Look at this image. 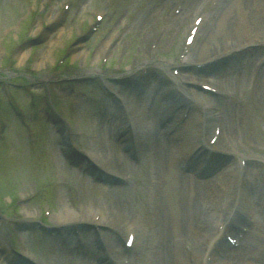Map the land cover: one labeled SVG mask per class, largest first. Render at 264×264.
I'll return each mask as SVG.
<instances>
[{"label": "rangeland", "instance_id": "1", "mask_svg": "<svg viewBox=\"0 0 264 264\" xmlns=\"http://www.w3.org/2000/svg\"><path fill=\"white\" fill-rule=\"evenodd\" d=\"M189 1L0 0V72L2 73L0 75L10 78L19 85L14 88V95L5 89L3 90V86H1L0 95L2 94V98H9L11 102L18 104L23 112H26L27 119L33 124L32 130H28L27 127L24 128L19 121V117L12 112L11 107L4 105L2 109V112L5 113L4 119L0 122V209L2 212L7 216L20 217V215L26 213V210H31L32 213L40 217L43 209L41 204L44 202L54 205V208L46 205L51 213L60 212V210H65L64 208L78 211L77 207H79L81 212L82 208L84 210L90 208L94 212L101 210L104 217H107L104 206L112 204L115 218H107L112 219L113 222L117 223L116 227H121L124 231L127 228L126 223L134 224L138 236L135 244L136 249L130 254L132 263L129 264L161 263V256H159L161 245L154 248L156 237L151 232L160 226V222L165 216L176 220L182 217L186 218V222H183L188 223L186 229H184L186 234H181V237L177 238L176 255L171 257L170 264H188L183 243L185 239H189L188 234L193 239L191 253L196 256L195 264H264V230L254 231V234L250 235L249 243L245 244L241 250L234 252L231 257L228 258L227 253L226 255L221 254V256H209V263L205 260L204 246L211 235L213 237L216 235V233L211 232V229L212 231L216 230L226 218L229 207L233 203L231 199L235 195L237 178L240 177L239 180L243 181L244 176L247 175L244 170H242L243 172L240 170L235 171L237 165H233L232 168L229 167L232 171L227 173L233 176H229V183L224 187V189H227L217 190L216 187L214 188L215 191L206 189L203 194L194 199L195 209L193 214L189 209L192 206L191 204L176 205L182 195H179V197H177V194L172 195L177 198L172 201L174 205L171 204V199L165 194L166 185L162 188L161 185H158L159 183L154 185L150 183L151 176L147 165L149 155L143 154L140 163L135 164L133 159L122 152L121 147L114 144L111 146L109 142H106V139H110L111 143L117 141L115 131L106 126L104 118L106 113L98 112L99 108L104 110L101 106L106 99L104 93H102L103 91L98 88V83L90 78L82 79L80 77V80L76 79L92 66L96 68L97 74L101 75L103 72L122 69L127 72L126 69H133L136 67L134 65L139 64L143 58V60L154 58L155 61H172L180 58L183 51V42L193 20L200 11L207 14L211 6L217 8L220 0H203L198 6H192ZM185 2L187 3L184 4ZM66 4L69 5L67 9ZM53 6L57 8L61 15L53 25H49L46 16ZM190 9L193 10L190 12V18L182 23L177 36L174 19L184 12L187 13ZM100 10L103 12V19H101L97 31L93 32L88 40L77 44V39L80 40L81 37L87 36L90 32V26L97 20L96 15ZM146 10L149 17L145 20V25L141 26L139 24L140 15H143ZM214 15V19L219 17L217 13H214ZM222 18L223 16L220 14L219 20ZM40 20L44 24L42 25L43 30L35 32V25L38 22L41 24ZM60 21L61 25H59ZM227 22L229 23V20ZM239 22L241 25L243 24L241 21ZM247 23L249 21H246ZM143 27H146V30L142 29ZM202 27L198 30L192 50L195 47L198 48L203 40L198 44L203 34ZM237 27L238 22L236 21L233 28L235 30H228L231 35L233 31L239 35V38H236L234 42L238 39L244 40V38H247L244 36L245 34L252 41H254V38L264 41V27L260 26L258 30L251 31L248 26L244 29L242 27L238 29ZM11 30L12 33H10ZM58 32L61 33V36L59 41H55ZM214 32L211 33L214 34ZM7 34L9 36L2 43L3 35ZM145 35H151V37ZM33 40L40 43L34 45ZM27 41L32 42V47H23ZM54 41L57 43H54ZM219 42H212L213 44L210 45L211 51L221 48V46H217ZM52 43L54 46L51 57L46 59V56L42 54L47 46ZM156 47L157 49L154 50ZM16 48L22 49L23 52H29L22 62L19 61L17 54L14 55ZM78 48L81 49L82 53L75 54ZM32 50H35V54ZM255 51L256 54L251 57H246L247 55L240 57L238 51L232 52L230 57H225L229 65L232 64V61L234 63L229 70L222 73L221 77H213L212 79L218 86L222 80H226L219 86L221 91L226 92V94L221 97L210 96L207 100H210L211 103L215 101L221 103V111L219 112L222 118L227 115L225 112L227 105H229L232 112L234 111L229 120H226L227 125L224 134L221 136V132L219 135V145L223 143L222 145L225 148L228 147L233 153H240L245 156L256 155L259 159H262L264 155V63L260 64L257 60L264 54H262L260 46H256ZM63 54V57L71 55L73 62L71 66L67 65L69 61L63 63V65L58 64V58L62 57ZM203 56H206V54L195 56L194 59L201 60ZM39 63L42 65H39ZM189 65H195V63ZM137 68L139 66L135 69L137 70ZM27 69L35 78L28 77L30 75ZM204 72L209 73L211 71L206 68ZM204 72L200 74H206ZM45 75H49V78L43 81ZM107 76L111 77L110 75ZM69 77H72L73 81L69 80ZM53 81L57 82L58 95L52 94V91H50V88L54 87V84H51ZM24 86H26V90L23 89ZM121 88L124 89L125 87ZM44 96L49 97L52 103L55 100L65 101L72 128L81 130L80 142L88 147L91 152L95 154L102 147L106 153L110 154L109 157L113 153L115 155L122 154L124 163L133 167V169L127 168L126 170L119 167L118 164L116 166L123 174L130 176L127 184L114 187L101 186L95 183L91 185L86 182L82 175H76L75 172L72 175L66 174L67 177L57 173L56 166L58 163L62 164V162L56 160L54 155L57 150L54 130L52 129L53 125L44 120L43 111L45 112L47 109V103L43 100ZM123 96L127 98L129 110H132V97L134 96L128 95L127 91ZM73 102L74 108H72ZM147 103V100L144 101L145 109L148 107ZM119 126L120 123H117L115 129H119ZM2 130L5 133L3 137ZM191 132H193V129H191ZM33 136L34 141L30 142L28 139H32ZM141 138L143 140V137ZM101 140L103 144H106L105 146L100 144ZM169 150L176 171L181 172L174 159L175 147ZM105 152L101 153L100 150L99 154H105ZM227 173L217 177L214 182L218 184V181H222ZM191 179L194 178L191 176ZM250 181L253 183L254 178ZM202 187H204L203 184ZM12 191H18L19 195H15V193L11 195ZM89 192L90 194L87 196ZM242 193L246 198L243 189ZM193 195L197 194L193 193ZM20 197L26 202L20 204L18 202L17 204L16 198L20 199ZM87 198H90L89 202H87ZM259 200L264 203L262 199ZM189 201L191 202V197ZM201 201L205 205L208 204L209 208L207 210L211 209L209 212L214 213L215 216L210 220H203L207 227L204 232L205 224L202 223L201 231L203 234L199 238V230H195L198 226L195 225L198 217L195 216L197 214L196 210L200 208ZM42 217L46 216L43 215ZM31 223L27 226L31 224L33 229L28 232L29 234L27 233L24 241L27 246L33 248L39 254L38 257H41L46 264H77L78 255L73 252V249L68 251L64 247L66 249L65 254L64 252L60 253V251L57 253L55 243L58 240L56 237H51L48 233L40 230L33 222ZM44 224L51 227L53 221ZM210 224H212L211 229ZM149 234H152L153 237H150ZM69 235H73V233L70 232ZM143 237H145L144 242ZM14 238V242L18 244L16 237ZM150 240L153 241V246L149 245ZM85 251L88 250L85 249ZM92 251L93 248L89 249L90 253ZM146 252L149 254L145 255ZM137 255L140 261L132 259ZM79 256H82V251ZM0 264L6 263L0 260Z\"/></svg>", "mask_w": 264, "mask_h": 264}, {"label": "bare ground", "instance_id": "2", "mask_svg": "<svg viewBox=\"0 0 264 264\" xmlns=\"http://www.w3.org/2000/svg\"><path fill=\"white\" fill-rule=\"evenodd\" d=\"M202 1L203 0H190L189 3L192 6H198L199 4L202 3ZM187 2H185L184 4H186ZM149 5H150V3H149ZM192 11L193 10L190 9L189 11H187V13L184 12V13L180 14L179 17H176L174 19V23H175L174 28H175V32H176L177 36L179 35L178 33L180 32L182 23L190 18V15H191L190 12H192ZM214 13L215 14L217 13V15L219 17L221 14L223 16V18L221 20H219V17L214 19L213 17L215 15L208 14L207 21H209V22H208V24H206L202 28L203 34L200 37L198 44H200L202 39L203 40H202V42L198 48L195 47L194 50H192L194 52H191L192 56L190 55V57H188L186 62H189V59H191L192 57L194 58L195 56H201L203 54H206V56H203L201 58V61H199V63H202L204 61L210 60L213 57H221V55H223L224 53H228V52H231L233 50L245 49V46H247L246 50L250 51L248 53V56H246V57L254 56L256 54V51L252 50L253 44L250 42L252 40L248 38V35L247 34L244 35L245 37H247V38H244V40L238 39L236 42H234V40L236 38H239V35L237 33L235 34L234 31L231 35L228 32V30H235L233 28H234V24L236 21L238 22V27H237L238 29H240L241 27L244 29V27L248 26L251 28L250 29V31H251L254 29L258 30L260 28V26L264 27V0H220L218 7L215 9ZM148 14H147V10H146V12L143 15H140L139 24H141V26L145 25L144 24V23H146L145 20L149 17ZM230 14H232V15H230ZM59 17H60L59 11H57V8L53 6L52 9L50 10V12L48 13V15L46 16V19H47V21H49L50 25H53L56 22L55 20L59 19ZM228 17H229V19H228ZM228 20H229V23L227 22ZM239 21H241L243 23L242 24L243 26L240 24ZM246 21H249V23L246 24ZM41 28H42V25H40V23H36L34 31L35 32L40 31ZM142 29L146 30V27H143ZM148 29H150L149 26H148ZM62 31H61V33H62ZM213 31H215L214 34L211 33ZM61 33L58 32V36L56 37V39H54L55 41H59ZM225 34H227V35H225ZM256 34H258V33H256ZM151 35H145V36L151 37ZM172 35H173V32H172ZM229 40H231V41H229ZM55 41H54V43H57ZM216 41H220L219 42L221 44L220 52H217L216 50L211 51V49H210V45L213 44L212 42L215 43ZM26 46H28V45H26ZM53 46L54 45L52 43L49 46H47V48L44 50L45 52L42 55L46 56L45 57L46 59L51 57ZM245 52H243V53H245ZM243 53H241V54H243ZM28 54H29L28 51H25V52L21 51V53H19L17 57H18L19 61L22 62L28 56ZM217 61L220 62L219 59ZM176 62H177V60H176ZM184 62H185V60L182 61V63H184ZM219 62H217V64ZM39 65H42V64L39 63ZM135 65L138 66V64H135ZM153 66H155L157 68H162L163 64H161V62H155V63H153ZM155 67H154V69L157 71V69ZM216 67L217 66L213 67L212 71L214 73H216L217 71H220L219 69H221V68H216ZM263 69H264V66H263ZM97 73L98 72H97L96 68H94L92 66V67H89V70L85 74H86V76H93V75H96ZM157 73H158V71H157ZM48 78H49V75H45L42 80L46 81V79H48ZM156 79H158V78H156ZM156 79L155 78L148 79V77H146V78H143V80H141L140 82H138L139 84L135 85L136 91L133 95L134 97H132L133 104L131 105L132 106L131 112H132L133 116H131L129 118L126 116L127 117V124H128L127 127H129L132 130L131 133L135 136L139 135V134L144 135L150 129V131L148 132V135L150 137L147 139L148 141L145 144L146 145V151L145 152L147 153L149 151L148 155H150V157H151V161L153 164V174L152 175H155L154 176L155 177L154 183L155 182L159 183L158 185H161L162 188H163V186L165 187V185H166L165 194H167L168 197L171 199V204H173V205H174V203L172 201L175 198L179 197V195H182V197L179 199L177 204H176V202H175V204L177 206L191 204L192 206L189 209L191 210V213L193 214V211L195 209L194 199L196 197H198V195L203 194V192L206 189H209L211 191H215V189H214L215 187L217 188V190H220V189L226 190L227 188L224 189V187H226V184L229 183L228 182L229 176H233V175H231L230 173H227V175H225L223 177L222 181H218V184H217L216 182H214L212 180H208V181L207 180H198L197 181L196 179H191V177L188 174L186 175L182 172L176 171L175 166L173 164V158L170 154L169 149H171L172 147H175V145H173L171 143H176V142L179 143V141H176V139L173 137H170L168 140L167 139L165 140L162 134L166 135L167 133L165 134V132L162 131L163 129L160 128V126L157 123V119H156V118L160 117V115H163V119L165 120V116H168L165 113V111H167V110H165V111L162 110L160 115L157 116V115H154V113H150V111L146 113L144 110V107L140 103V99H142V97H144V96L146 98H153V99L156 95H157V97H159L158 92H157L158 85H157ZM183 79H186V78L183 77ZM183 79L180 80L181 83L183 82ZM187 79H189V78H187ZM223 81H226V80H222L220 82V85H222L224 83ZM181 83H179V84L183 85ZM179 88L183 90V88H185V86L183 85ZM156 92H157V94H156ZM196 96L197 97H194L193 99H190V98L187 99L186 97H179L178 99H179V101L184 102L185 105H189V103L194 105V102H195L196 104L205 107L206 102H205L204 95H201V93L197 92ZM187 102H189V103H187ZM220 105L221 104H218V106H220ZM225 112L227 115H224V118L222 120L223 126H222V130H221V132H222L221 136L224 134L225 126L227 125L226 120H229V118L233 115L234 111L232 112L229 105H227V110ZM204 113H205V120L203 122L206 124V126H208V129L212 125L215 126L216 117H212L214 114L213 110L208 111L207 109H204ZM163 119H162V121H164ZM139 120L143 125L139 124ZM153 120H155V121H153ZM112 122H115L114 118H112ZM165 129L167 130V128H165ZM106 142H109V144L111 146H112V144H114L116 146V143H111L110 139L109 140L106 139ZM198 143H199V141H198ZM100 144H102V146L106 145V144H103L102 140L100 141ZM184 146L181 145V148H183ZM202 147H203V144H200L199 147L196 149L195 154L206 151V148L202 151L201 150ZM219 148L221 150H222V148H224L225 150L228 149V147L225 148V146H223V145H222V148L220 146H219ZM62 149L68 153H74V151H72L73 149H71V148H68V147L64 148L63 147ZM100 150H101V153L105 152V150L102 147ZM100 150H97V152L95 154L88 150L90 157L92 156L91 158H93L97 164L102 165V166H106L107 162L110 160L111 164H114V165L118 164V166L122 167V169H126V170H127V168L133 169V167L130 166L129 164H125L124 161H121L119 157H116V156H115V158H113L112 156L109 157L110 154L108 152L107 153L105 152V154L100 155L99 154ZM137 151L141 152L140 148H137ZM183 155L188 160L192 159V154L189 152H187L186 154H183ZM75 156L77 157L79 155H75ZM57 157H58V154L56 155V158ZM174 159H175V155H174ZM57 160L59 162H62L61 166L57 169L58 170L57 173L59 175H64L67 177L66 174L74 173V170L70 166H67L65 164V162H63L62 159L59 158ZM201 160L203 161V159H201ZM88 162H89V159L87 158V163ZM175 162H176V160H175ZM214 162H216V161L214 160ZM87 163H85V164L87 165ZM254 163H255L254 166L255 165L259 166L258 172L254 173L253 170L251 169L252 177H255V178H254L253 183L251 184V188L249 191H247V182L244 183V185L246 186V189L244 187L243 191H245L246 198L243 196L242 186H240V184H239L237 187L238 193H235V195L237 197L235 202H237V203L231 204V206H236V208H238V206L240 205L241 207H244V210L246 212H249V208L251 207L250 204L252 203V201L251 200L248 201L247 193H251L254 196L253 200L255 199V196H256L257 197L256 198L257 210H258V214H257V211H256V214L258 216V219L256 220L255 227L260 232V230H264V203L261 200H259V199L264 198V180L261 178V175L264 173V170H263L264 163L260 162V160H257V159H254ZM75 174L78 175V173H75ZM65 183H67V181H65ZM89 183H92V182H89ZM202 184L204 185V187H202ZM253 186H255V187H253ZM193 193H196L197 195H193ZM89 194H90V192L88 193L87 196H89ZM174 194H177V197L172 196ZM190 197H191V202L189 201ZM89 199L90 198H87V202H89ZM111 205L112 204L104 206L105 207V213H106L107 217H109V218L114 217L115 218L114 208ZM201 205L202 204H200V208L196 210L197 214L195 217L199 216L202 212L204 214H202L200 217L203 216V220H205V219L210 220L211 218H213L215 216L214 213L209 212L211 209L209 211L206 210L205 212L202 210V212H201ZM64 209L65 210H60V212H55L52 215L51 219L54 222V229L57 231H60V229H61L63 232H68V230H71L70 229L71 227H73L74 225H77L83 229L84 233H87L88 236H91V238L93 240V236H95L96 233H95V228H93V225L90 222H92L94 220V218L92 219L91 217H95L97 215V213L99 212V210L94 212V211H91L90 208H87V209H85V212L83 213V215L78 217V211L71 210L68 208H64ZM255 210H256V207H255ZM28 211L29 210H26L28 215L30 213H32L31 210L29 212ZM92 212H94V213L92 214ZM105 217L103 214L97 225H103V224H109L110 225V231L111 232H108V231L105 232L104 231V236L106 237V243H105V245H101V247L103 249L105 260L108 261L109 264H112V263H115V259L117 258V256L114 254V252L112 251L110 246L113 245V243H115V242H121V240L123 239L122 235H123L124 231L121 227L120 228L116 227L117 223L113 222L112 219L109 220L107 217L106 218ZM200 217H198V218H200ZM232 218H233V216H231V219ZM203 220H202V222H203ZM183 221L186 222V218L181 217V218H179V220L178 219L176 220L175 218H171L169 216H167V217L165 216V218H163L161 220L160 226L155 231V235H156L157 239L155 238V243H154V245H155L154 248L161 245V254L159 253V256H161V263H159V264H170L171 257L176 255L177 246H178L177 245L178 244L177 238L181 237V234H183V235L186 234V233H184V231H185L184 229H186V227L188 225V223L186 224ZM70 222H76V223L71 224V226H70ZM204 224H205V226H204L203 230L205 232L207 226H206V223H203V225ZM259 225H260V227H259ZM211 228H212V224H210V229ZM213 229H215V228H213ZM57 231L53 232V234L58 235ZM211 232H214V234H215L216 230L212 231V229H211ZM105 233L106 234L110 233V237H107V235ZM62 235H61V237H62ZM64 235H67V234L64 233ZM6 238H7L6 234L1 231L0 232V241L1 242L5 241ZM70 240L68 242H70ZM144 240H145V237H143V242H144ZM85 242L86 243L83 244V248L84 249H88V248L91 249L90 244L88 242V239L85 238ZM57 243H58V246L56 247L57 253H59V251H60V253L64 252V254H65L63 242L62 243L57 242ZM152 244H153V241H151V242L149 241V245L153 246ZM245 249L248 251H251L248 248H245ZM148 254L149 253L146 252L145 255H148ZM23 255L24 256H22V258L20 259L22 262L24 261L28 264H31L34 261L37 262V260L34 259L33 256L31 257L29 254H23ZM11 256H12V252L10 251L9 248L0 249V259L9 260L10 258H12ZM84 257L85 256H82V257L78 256L77 257L78 258L77 264H94L93 262L90 261V258H87V257L84 258ZM58 258H56V259L58 260ZM13 260L15 262L20 261V260L18 261V259H16V258H13ZM134 260L140 261L139 256L138 255L135 256Z\"/></svg>", "mask_w": 264, "mask_h": 264}]
</instances>
